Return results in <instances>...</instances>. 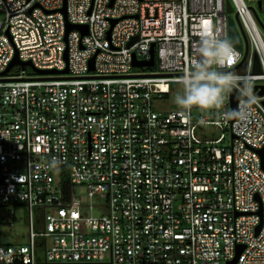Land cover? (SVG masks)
I'll return each instance as SVG.
<instances>
[{"label":"built area","instance_id":"1","mask_svg":"<svg viewBox=\"0 0 264 264\" xmlns=\"http://www.w3.org/2000/svg\"><path fill=\"white\" fill-rule=\"evenodd\" d=\"M111 1L67 0L65 16L64 0H0V73L16 54L69 70L0 74V264H227L239 245L237 264H264V0H230L248 50L221 70L254 97L235 119L239 90L190 117L155 108L202 34L228 38L226 0ZM19 210L26 243L5 229Z\"/></svg>","mask_w":264,"mask_h":264},{"label":"clouds","instance_id":"2","mask_svg":"<svg viewBox=\"0 0 264 264\" xmlns=\"http://www.w3.org/2000/svg\"><path fill=\"white\" fill-rule=\"evenodd\" d=\"M235 56V47L229 39L220 37L215 31L202 34L191 68L184 71L179 81L180 88L172 96L177 110L189 117L193 109L201 113L219 110L224 105L226 95L239 90L246 99L243 106L232 111L241 118L247 116L254 103L250 80L239 73L221 70ZM218 114L223 118V114ZM204 122L202 117L200 123ZM50 163L58 166L59 161L52 160Z\"/></svg>","mask_w":264,"mask_h":264},{"label":"water","instance_id":"3","mask_svg":"<svg viewBox=\"0 0 264 264\" xmlns=\"http://www.w3.org/2000/svg\"><path fill=\"white\" fill-rule=\"evenodd\" d=\"M66 2L67 0H64V5L62 8H60V10L62 12H64L65 16H66ZM113 2V0L111 1V3ZM260 4V2H259ZM226 10L228 13V38L230 40V42L236 46L238 49L242 50L244 45L246 48V52H245V56L244 59L246 58L247 55V50H248V43L246 40L243 39L239 25H240V21L238 18V15L236 14L235 17L232 16V13L234 11V8L232 6V3L230 0H226ZM116 22V20H113L112 25ZM76 28L81 30L83 33H86L88 31V26L85 24H71L69 23L67 26V32L70 31L71 29ZM135 39H133L129 45L134 41ZM67 59V57H66ZM91 69L94 68V57L91 59ZM155 62V53H154V44H152V49H151V59L149 60H138L136 58V56L134 55L133 57V65L135 67H140V66H149L152 67L154 65ZM17 64H20L22 67H25L26 65H30L32 66V63L30 61H21L18 58V55L16 54V57L13 59V61L10 63V65L7 67V69L3 72H1L0 74H7L10 72V70ZM34 71L38 72V73H59V72H63V73H68V68L66 67L64 70H56V69H38L34 66H32ZM254 70L258 71L260 70V63H259V59L258 56H255V66H254ZM257 87V86H256ZM255 87V88H256ZM264 92V87L262 88V90L260 91V93L262 94ZM237 101H238V97L237 95H235L234 93H232V97H231V115H232V119L237 118V115L235 113H233V109L237 108ZM260 154H261V158H262V164H263V168H264V146L260 149ZM260 228V226L258 227V229ZM243 248L242 245H239L236 251V255L233 259L229 260L227 262V264H237V259L239 256V253L241 252V249Z\"/></svg>","mask_w":264,"mask_h":264},{"label":"rangeland","instance_id":"4","mask_svg":"<svg viewBox=\"0 0 264 264\" xmlns=\"http://www.w3.org/2000/svg\"><path fill=\"white\" fill-rule=\"evenodd\" d=\"M259 16L264 22V11H259ZM3 18V15L0 13V19ZM262 34L264 36V28L260 24ZM180 88L179 82H175L171 84V91L168 95L167 98H164L163 101L155 106L156 109L166 111V110H171V109H177L174 103L172 102V96L175 91H177ZM206 132H209L211 134H214V136H218L220 132L215 128L214 126H205L203 128ZM85 194V192H82ZM90 204H96L100 203V200L97 198H94L92 202L88 201ZM94 214L98 215L102 212V209H99L95 207L93 209ZM8 232L10 233V239L14 241H18L20 243H26L28 241V234H29V228H28V220L26 218V213L25 211H18L16 218H15V225L11 227L5 228ZM13 236V237H12Z\"/></svg>","mask_w":264,"mask_h":264},{"label":"snow or ice","instance_id":"5","mask_svg":"<svg viewBox=\"0 0 264 264\" xmlns=\"http://www.w3.org/2000/svg\"><path fill=\"white\" fill-rule=\"evenodd\" d=\"M229 63H231V60H229Z\"/></svg>","mask_w":264,"mask_h":264}]
</instances>
